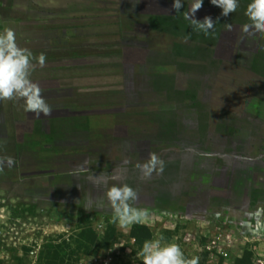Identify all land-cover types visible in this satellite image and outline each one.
Here are the masks:
<instances>
[{
	"label": "rangeland",
	"instance_id": "obj_1",
	"mask_svg": "<svg viewBox=\"0 0 264 264\" xmlns=\"http://www.w3.org/2000/svg\"><path fill=\"white\" fill-rule=\"evenodd\" d=\"M48 2L0 0V32L14 30L16 43L23 48L25 31L40 22L36 10L50 6ZM241 5L244 18L238 15L239 25L226 33L225 49L219 51L223 63L219 60L202 97H193V111L187 92L184 98L188 105L184 106L188 111L179 108L171 128L163 126L154 131L150 111L144 116L149 121L141 117L134 129L128 127L135 124L131 114L130 118L127 112L115 118L119 122L112 121V130L104 136L112 144L97 145V162H92L86 172L92 174L90 177H100L99 183L79 168L74 171L71 161H67L71 167L67 182L75 187L66 190L58 185L42 191L43 179L38 176L32 179L33 187L30 178L9 184V178L1 176L3 264H47L45 255L53 253L51 244H59L60 256H64V262L57 259L56 264H74L77 260L83 264H143V243L159 235L164 236L165 243L178 244L186 260L199 257L198 264H264V35L241 31L249 22ZM35 31H28L27 36L33 34L36 39L39 32ZM202 83L207 85V81ZM124 84L130 86V82ZM136 93L109 98L111 110L130 109L133 113L138 107L144 113L152 96ZM95 102L97 110L103 109L99 108L103 101L96 98ZM2 108L6 132L0 128V170L9 164L14 167L16 162L14 168L20 173L22 159L17 150L13 151V141L22 150L24 139L35 138L37 133H28L23 103L17 107L15 100H2ZM141 140H146L147 146ZM81 151L80 166L85 167L89 149L81 146ZM151 154L164 160V171L144 178L136 165L146 163ZM55 156L48 154L44 163L38 161L39 169L53 164ZM113 184H127L137 191L133 206L148 212L142 223L122 228L113 222L105 195ZM84 231L91 236L93 232L100 237L111 234L113 243L92 255L94 245L80 244L86 242Z\"/></svg>",
	"mask_w": 264,
	"mask_h": 264
},
{
	"label": "crops",
	"instance_id": "obj_2",
	"mask_svg": "<svg viewBox=\"0 0 264 264\" xmlns=\"http://www.w3.org/2000/svg\"><path fill=\"white\" fill-rule=\"evenodd\" d=\"M191 2L183 0L180 13L172 8L173 0H49L50 6L36 10L40 22L27 29L31 32L36 28L37 38L33 39V34L28 37L25 31L21 47L33 54L30 79L39 86L51 113L37 116L24 108L28 133L37 136L25 138L22 150L13 141V151L17 150L22 159L21 171L12 162L15 166L3 167L0 178H9V184H13L38 176L43 179L39 187L42 191L58 185L60 190L70 189L75 185L67 182L71 168L67 161H71L74 171L80 169L81 146L88 147L85 153L88 163L85 162L81 172L89 171L92 162L98 159L97 145H106L105 133L112 130V121L119 122L115 118L125 112L130 118L131 114L135 124L128 127L134 129L136 122L150 111L155 131L163 126L171 128L176 111L179 108L188 111L184 105L190 103L189 109L193 111V97H202L214 78L219 60L223 63V54L219 53L225 49L226 33H230L226 25L231 24L234 32L240 17L236 12L222 16L221 8L203 0L194 18L202 21L210 17L215 23L214 29L205 35L193 31L183 18ZM41 54L45 56L43 67L35 59ZM204 81L207 85H203ZM124 82H130V86ZM136 92L152 96L143 108L144 113L138 107L131 110L133 113L130 109L111 110L109 98L137 96ZM187 92L188 103L184 98ZM96 98L103 101L99 106L103 109L97 110ZM15 103L17 107L25 104L21 98H16ZM1 111H4L2 101ZM146 119L143 120L149 121ZM1 120L0 128L6 132V117L0 115ZM82 133H86L84 139ZM110 144L112 141L108 140L107 145ZM52 153L56 155L53 164L39 169V162L44 163ZM86 174L87 178L92 175Z\"/></svg>",
	"mask_w": 264,
	"mask_h": 264
},
{
	"label": "clouds",
	"instance_id": "obj_3",
	"mask_svg": "<svg viewBox=\"0 0 264 264\" xmlns=\"http://www.w3.org/2000/svg\"><path fill=\"white\" fill-rule=\"evenodd\" d=\"M210 3L222 9L221 15L227 17L235 13L239 7V0H210ZM203 0H192L187 11L183 12V18L189 22L193 31L207 35L214 29L215 23L210 17L202 21L194 18L195 13L202 7ZM183 0H173L172 8L180 13ZM248 23L242 25L241 31L245 34L264 35V0H251L245 10ZM231 30L232 25H226ZM33 54L28 49L18 47L14 30L5 29L0 32V101L24 100L25 111L33 112L37 116L50 115L51 108L41 95L39 86L30 79ZM41 67L45 63L43 54L35 57ZM9 163H12L11 159ZM125 164L128 161H124ZM83 165L80 169L83 170ZM136 167L144 178H150L155 172L161 174L164 171L165 162L155 154H151L146 163L137 164ZM99 183L100 177H90ZM113 212V222H118L120 227L142 223L147 217V210L139 209L133 205L138 199V193L127 184H113L105 193ZM103 206V201L100 202ZM163 235L147 240L143 243L140 255L143 264H198L199 257L186 260L184 253L178 244L165 243Z\"/></svg>",
	"mask_w": 264,
	"mask_h": 264
},
{
	"label": "trees",
	"instance_id": "obj_4",
	"mask_svg": "<svg viewBox=\"0 0 264 264\" xmlns=\"http://www.w3.org/2000/svg\"><path fill=\"white\" fill-rule=\"evenodd\" d=\"M251 2V0H239V7L237 10L242 9V5L241 3H243L244 9L247 7V5ZM239 14L236 13V15L240 16L241 18L243 16V13L239 10L238 11ZM82 236L84 237V239L86 238V242H81L80 244L88 247V243H91V245H94L96 247V250L93 251L92 255H95L99 250L101 249H108L111 247L112 245V236L111 234L106 233V235H104L103 237H100L96 232H93V235L91 236V232H89V234H87V231H84ZM89 236V237H88ZM50 248H52L53 253L51 254V252H48L45 255V259L47 261V264H56V260L59 259L60 262H64V256H60L61 253V246L59 244H51ZM89 253V252H88ZM91 253V252H90ZM42 256V255H41ZM76 263H79V261L77 260ZM74 263V264H76ZM0 264H3V261L0 260Z\"/></svg>",
	"mask_w": 264,
	"mask_h": 264
},
{
	"label": "flooded vegetation",
	"instance_id": "obj_5",
	"mask_svg": "<svg viewBox=\"0 0 264 264\" xmlns=\"http://www.w3.org/2000/svg\"><path fill=\"white\" fill-rule=\"evenodd\" d=\"M120 141V140H119ZM141 143H144L145 145L148 143V142H146V140H141ZM139 144H140V142H137V147L139 146ZM142 146H144L143 144H141ZM147 146V145H146ZM139 148V147H138ZM116 149V148H115ZM186 155V154H185ZM185 159H186V157H185Z\"/></svg>",
	"mask_w": 264,
	"mask_h": 264
},
{
	"label": "built area",
	"instance_id": "obj_6",
	"mask_svg": "<svg viewBox=\"0 0 264 264\" xmlns=\"http://www.w3.org/2000/svg\"><path fill=\"white\" fill-rule=\"evenodd\" d=\"M76 264H83L82 262H80V263H76Z\"/></svg>",
	"mask_w": 264,
	"mask_h": 264
}]
</instances>
